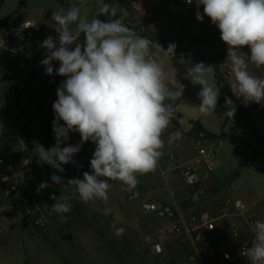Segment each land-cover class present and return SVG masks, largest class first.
Returning a JSON list of instances; mask_svg holds the SVG:
<instances>
[{"label": "rangeland", "instance_id": "rangeland-1", "mask_svg": "<svg viewBox=\"0 0 264 264\" xmlns=\"http://www.w3.org/2000/svg\"><path fill=\"white\" fill-rule=\"evenodd\" d=\"M21 2L0 0V19L11 17L0 34L15 31L25 21L36 22L38 29L25 46V52L30 53L35 61L28 64L30 60H27L26 66L22 56L9 60L12 72L10 79H5L0 71V140L5 153L15 161L25 156L29 159L27 173L33 172L37 178H48L55 173L66 181L82 179L83 172L91 174L92 171L90 160L95 150L93 142H84L80 152L73 157L76 164L62 165L65 169L62 173L48 164H38L34 151V142L43 145L46 150L55 145L52 127L55 113L52 105L58 99L57 88L66 79L61 76L49 82L35 74L43 70L41 60L47 55L41 44L48 36L58 40L52 13L61 9L67 11L71 5L64 7L53 0H23L22 6L18 8ZM172 2L112 0L110 5L116 9L117 15H103L101 20L120 19L142 37L148 38V34L153 33L167 43L175 44L177 48L204 55L217 73L226 82L230 81L227 84L231 88L233 79L227 46L224 48L216 41V38H220L219 29L207 16H204L203 21L197 20L198 11L203 15L202 5L178 11ZM74 4L80 6L81 18L90 21L99 18L103 0H76ZM80 42L83 43L82 37ZM154 45L157 47L159 44ZM240 54L247 57L250 49L245 46ZM156 60L162 62L169 74L168 81L176 80L184 86L182 97L178 98V115L183 123L180 128L169 125L163 136L164 155L157 169L139 176L137 187L142 193H146L149 186L154 190L160 189L153 195L162 199L157 203L164 205L171 202L167 188L170 187L176 191L172 196L191 209L190 216L199 212V205L218 215L221 204L228 196L238 197L249 207L248 216L264 220V204L261 201L264 195V141L257 140L260 136L264 138V102H249L241 98L235 112L239 117L224 126V114L218 107L209 116L199 113L201 100L198 93L202 86L191 82L187 70L200 62L194 58L176 60L163 53L156 55ZM248 71L253 76L264 78V67L256 68L249 63ZM209 79L216 86V79ZM36 115H42L46 121L37 120ZM240 117L247 134L237 129L238 122H242ZM198 119L211 134L219 135L227 131L239 133L240 136L227 137L221 134L216 139L208 137L211 141L224 139V142L219 147L215 171L201 183L204 192L199 203L189 199L179 173L180 168L190 164L194 156L193 143L184 131L189 122ZM16 124L20 126L18 132L13 130ZM174 131H179L181 137L168 144V136ZM80 142L79 133L72 132L62 147ZM171 154L178 160L176 168L168 162ZM26 174L22 179L17 178L22 185L19 197L24 206L21 209L11 198L3 195L1 179L5 174L0 170V264H193L188 260L185 244L173 233L171 222L143 212L138 201L128 198L119 181H109L111 187L107 205L100 200L85 204L74 198L71 212L64 214L69 217L65 223L51 211L56 201L50 199V195L57 197L54 190L59 185L51 180L46 191L36 194L32 188L37 178L30 181ZM105 207L112 208V213L103 215ZM117 213L122 218V223L117 227L125 229L119 237L114 235L111 227ZM253 239L254 235L248 237L251 244Z\"/></svg>", "mask_w": 264, "mask_h": 264}, {"label": "clouds", "instance_id": "clouds-1", "mask_svg": "<svg viewBox=\"0 0 264 264\" xmlns=\"http://www.w3.org/2000/svg\"><path fill=\"white\" fill-rule=\"evenodd\" d=\"M186 2L191 5L193 0ZM195 3L197 8L203 6V15L196 13L197 20L209 17L227 45L232 93L249 102H264V78L248 71L249 63L256 68L264 67V0H195ZM100 14L117 15L116 9L107 3L101 5ZM52 20L58 40L48 36L42 42L47 55L41 65L46 74L55 72L66 79L57 88L58 99L52 105L55 145L46 150L34 142L37 163L48 164L62 173L65 171L62 165L76 164L73 157L84 142L95 144L91 174L83 172L82 179H68L66 184L61 176L51 175L55 184L66 189L59 199L50 195L56 201L51 211L66 223L69 217L64 214L71 212L74 198L85 204L100 200L107 205L109 181H119L123 191L132 192L139 176L157 169L164 155L163 136L179 111L174 101L182 97L184 86L176 82V89L170 87L169 74L162 62L151 58L153 41L138 35L120 19L88 21L81 18L80 6L73 4L67 11H53ZM245 46L250 49L247 57L240 54ZM4 47L5 41L0 39V48ZM175 48V44H169L163 50L173 56ZM53 61L60 62L58 69H54ZM187 71L191 82L202 86L198 93L199 113L213 114L220 95L209 79L215 76L214 67L201 62ZM225 106L228 110L224 115L233 119L236 109L231 98H225ZM72 132L79 133L81 142L62 147ZM180 137L181 133L174 131L167 143ZM47 186L46 182L41 183L37 192ZM112 211L105 207L103 215ZM120 223L122 218L117 213L111 227L118 237L125 231L117 227ZM253 231L254 239L246 256L251 264H264V220H256ZM225 258H229L227 253Z\"/></svg>", "mask_w": 264, "mask_h": 264}, {"label": "built area", "instance_id": "built-area-1", "mask_svg": "<svg viewBox=\"0 0 264 264\" xmlns=\"http://www.w3.org/2000/svg\"><path fill=\"white\" fill-rule=\"evenodd\" d=\"M53 1L69 5L76 2V0ZM172 3L174 9L178 11L196 6L195 0L191 5L186 0H173ZM37 29L36 22L25 21L15 31L0 34V39L5 41V47L0 48V71L3 72L5 79L12 77L9 60L22 56L25 58L26 66L35 61L30 53L25 52V46L34 37ZM151 58L154 59L152 56ZM27 60H30L28 64ZM59 66V61L53 62L54 69H58ZM38 71L35 74L49 82L54 78L61 77L55 72L52 75L46 74L45 68ZM35 117L42 122L46 121L42 115ZM172 124L180 128L182 118L176 114ZM19 128L20 126L16 124L13 130L18 132ZM193 128V123H188L187 130L184 132L188 134L193 143L194 156L190 164L180 168L179 173L187 196L191 201L199 203V198L204 192L201 183L215 171L218 142L209 140L203 133H194ZM3 147V142L0 140V170L5 174V177L1 179V187L3 195L6 198H11L17 204L16 199L20 200L19 193L22 189L17 178L22 179L29 171L30 161L26 156L15 161L12 156L5 153ZM177 161V158L172 154L168 156V162L172 163L175 168L178 167ZM45 182L49 185L51 177H40L34 181L32 189L36 194H38V186ZM47 189L48 186L39 193ZM126 194L130 200L139 202L143 212L171 222L173 233L187 248L189 262L193 264H251L246 256V250L251 246L248 237L254 235L255 221L261 219L256 216H248L249 207L242 199L228 196L221 204L218 215L212 213L207 207L199 205L200 210L197 214L184 218L172 206L159 204L145 197L137 186L132 192L126 191ZM261 201L264 204V195L261 197ZM226 253L229 257L227 259L225 258Z\"/></svg>", "mask_w": 264, "mask_h": 264}, {"label": "trees", "instance_id": "trees-1", "mask_svg": "<svg viewBox=\"0 0 264 264\" xmlns=\"http://www.w3.org/2000/svg\"><path fill=\"white\" fill-rule=\"evenodd\" d=\"M112 0H103V4L107 3L110 5ZM23 4V0L22 2L20 3L19 7L20 8ZM60 5L64 6V7H68L69 4H66V3H63V2H60ZM14 15V13H13ZM103 17V15L100 14L99 16V19H101ZM11 17L9 18H2L0 19V31L2 29H4L7 25H8V22L10 20ZM83 41H84V37L83 35H81ZM148 39L152 40L153 43H158L164 50L167 49V47L169 46V43H167L163 38H161L160 36L156 35V34H153V33H149L148 34ZM174 57L176 58H179V59H185V58H188V57H194L196 58L197 60L201 61V62H206V57L202 56L201 54L197 53V52H193V51H188V50H182L180 48H175V54L173 55ZM211 64V66L214 67V65L209 62ZM208 64V63H207ZM209 65V64H208ZM215 70V79H216V84H217V89L218 91L220 92V95H219V98H218V104H217V107H219L220 109H222L224 111V113L228 110L227 107L225 106V98L228 97V98H231V100L233 101V104L235 106V109L237 111V105L238 103L241 101V98L240 97H236L232 91H231V88L230 86L226 83V81L224 80V78H222L216 71V69L214 68ZM229 118L227 116H225V120H228ZM193 123V132L196 133V134H199V133H203L206 137H209V138H213V139H216L218 136H213V135H210L208 133H206L201 125L197 122H192ZM257 140L259 142H262L264 141V138H262L261 136L259 138H257ZM26 177H30V181H33L34 179L37 178V176L33 173V172H28L26 174ZM65 181V184H66V180ZM57 197L59 198L60 194L65 192L66 189H64L63 187H61L60 185L54 190ZM66 215H68V213H66Z\"/></svg>", "mask_w": 264, "mask_h": 264}, {"label": "crops", "instance_id": "crops-1", "mask_svg": "<svg viewBox=\"0 0 264 264\" xmlns=\"http://www.w3.org/2000/svg\"><path fill=\"white\" fill-rule=\"evenodd\" d=\"M4 29H2L1 31H3ZM0 31V32H1ZM216 41H218V44L219 45H221L222 47H224V48H226V44L220 39V38H218V40H217V38H216ZM217 44V45H218ZM159 49H161V48H159L158 46L156 47L155 45H154V43H152V46H151V56L156 60V55H160L161 53H163V54H165V52H164V50L163 49H161V50H159ZM159 51H162L161 53L159 52ZM166 55H168V54H166ZM170 58H173V59H176V60H187V59H189V58H194V57H188V58H185V59H179V58H176V57H174V56H171V55H168ZM202 56H204V55H202ZM205 57V56H204ZM194 59H196V58H194ZM197 60V59H196ZM198 62H200L201 63V61H199V60H197ZM203 63H206V62H203ZM219 64H222L221 62H219ZM215 78V77H214ZM169 82V85H170V87H172L173 89H176L177 88V84H176V82L177 81H175V80H170V81H168ZM227 82H229V84H230V81H227ZM226 82V83H227ZM178 84H180L179 82H177ZM216 86H217V84H216ZM174 103H175V105H177L178 106V103H179V99H177L176 101H174ZM219 108V107H218ZM220 109V108H219ZM222 112H223V114H224V111L222 110V109H220ZM176 114H179V112H177ZM236 117H239L238 115H236L235 114V116H234V118L233 119H236ZM233 119H228V120H225V115H224V126H227L228 125V123L229 122H231ZM240 119H241V117H240ZM242 120V119H241ZM192 122H197V123H199L200 125H201V127H202V129L206 132V133H208V134H210V135H213V136H219V135H221V134H224V135H226L227 137L228 136H231V135H234V136H237V137H240L239 136V133H228L227 131H223V132H221L219 135H215V134H211V133H209V132H207L206 130H205V128H204V125H203V123L201 122V120L200 119H198V120H194V121H192ZM192 122H189V123H192ZM182 123H183V119H182ZM239 124L237 125V129H239L240 131H241V133H245V134H247L246 133V130H245V127H244V122H243V120H242V122L240 121V122H238ZM171 124H172V122H171ZM174 125V124H173ZM223 126V130H225L226 129V127H224ZM243 137V136H242ZM217 148H218V151H219V147L223 144V142H224V139H222V141H221V139H218L217 140ZM218 154V153H217ZM217 161L218 160H216V163H217ZM185 165V164H184ZM167 184V183H166ZM168 188V190H169V195L171 196V202H170V204L169 203H166V204H168V205H170V206H172L176 211H177V213L181 216V217H183L182 215H185L184 216V218H187V217H189L191 214H192V211H191V209L189 208V207H186V205L181 201V200H178L177 198H175V197H173L172 195H174V193L176 192V191H173L170 187H167ZM160 189H156V190H154L152 187H148V189H147V191H146V193H143L144 194V196L145 197H147V198H149V199H151V200H153V201H155V202H158V201H162V199L161 198H156L153 194L155 193V192H157V191H159ZM162 203V202H161Z\"/></svg>", "mask_w": 264, "mask_h": 264}, {"label": "water", "instance_id": "water-1", "mask_svg": "<svg viewBox=\"0 0 264 264\" xmlns=\"http://www.w3.org/2000/svg\"><path fill=\"white\" fill-rule=\"evenodd\" d=\"M206 61H207V63L211 66V64L209 63V61H208V60H206ZM16 203H17V205H18L21 209L23 208L24 204H23V202H21V200L16 199Z\"/></svg>", "mask_w": 264, "mask_h": 264}]
</instances>
